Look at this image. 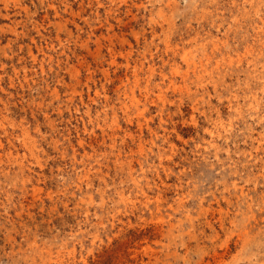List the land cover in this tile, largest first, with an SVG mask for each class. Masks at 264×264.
<instances>
[{"label": "rangeland", "instance_id": "obj_1", "mask_svg": "<svg viewBox=\"0 0 264 264\" xmlns=\"http://www.w3.org/2000/svg\"><path fill=\"white\" fill-rule=\"evenodd\" d=\"M0 264H264V0H0Z\"/></svg>", "mask_w": 264, "mask_h": 264}]
</instances>
